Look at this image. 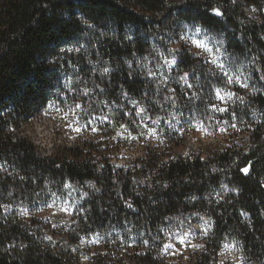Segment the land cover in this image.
<instances>
[{"label": "trees", "instance_id": "trees-1", "mask_svg": "<svg viewBox=\"0 0 264 264\" xmlns=\"http://www.w3.org/2000/svg\"><path fill=\"white\" fill-rule=\"evenodd\" d=\"M185 23L263 76L220 117L239 132L191 154L176 123L214 124L218 75L169 48ZM171 54L192 91L168 74ZM52 104L78 107L96 132L46 156L24 133ZM223 188L235 193L218 198ZM67 194L81 199L75 222L52 245L40 216ZM190 214L212 222L191 264H211L227 241L264 264V0H0V264H164L170 218Z\"/></svg>", "mask_w": 264, "mask_h": 264}, {"label": "rangeland", "instance_id": "rangeland-1", "mask_svg": "<svg viewBox=\"0 0 264 264\" xmlns=\"http://www.w3.org/2000/svg\"><path fill=\"white\" fill-rule=\"evenodd\" d=\"M234 1L238 2L239 0ZM248 14L251 20L259 21L256 9H252ZM169 45L173 51L184 48L209 62L211 73L215 77L218 75L216 102L208 107L210 122L215 121L214 124L207 126L199 120L193 124L186 120L176 123L178 132L187 141V154L200 148L214 146V142L224 145L225 141L230 140L231 134L239 132L240 128L220 119V117L227 115L231 102L233 104L239 101L240 97L237 94L248 95L260 91V83L255 81V78L262 80V74H257L253 65L237 60L226 47L223 36L212 34L193 23L183 24V29L180 30L175 41H169ZM163 62L168 74L176 76L179 73L177 59L173 54L164 55ZM180 76L182 88L192 91L188 79L189 73H183ZM79 113L78 107L68 106L66 110H62L54 104L49 105L46 111L33 119L29 130L24 134L35 140L42 154L52 155L56 147L74 144L82 137H89L96 132V130H92L86 134L83 131ZM180 113L182 115L189 114L183 110ZM137 157H141L140 151L137 149L131 152L124 151L119 157L118 163L124 165ZM77 188L79 186H69V189ZM230 193H235V191L231 188H223L217 197L223 198ZM80 201L79 195L76 194H67L64 198L56 196L50 210L41 214L40 218L49 221L48 224H45L47 226L46 240L52 245L65 240V234L70 232L71 226L75 222V208ZM211 230L212 222L207 217L192 218V214H190L185 217L170 218L165 231L167 239L162 251L164 264H191L196 256L210 250L207 248L205 237ZM212 256L211 264H252L242 256V248L231 241L222 244L220 250L213 252ZM79 258L81 262H86L83 255L80 254Z\"/></svg>", "mask_w": 264, "mask_h": 264}]
</instances>
